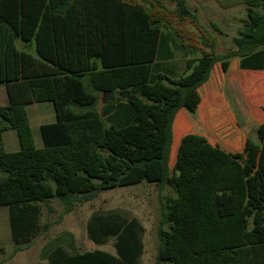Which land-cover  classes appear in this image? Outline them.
Here are the masks:
<instances>
[{"label":"trees","instance_id":"1","mask_svg":"<svg viewBox=\"0 0 264 264\" xmlns=\"http://www.w3.org/2000/svg\"><path fill=\"white\" fill-rule=\"evenodd\" d=\"M144 1L0 0V85L9 94L0 106V208H8L14 244L40 233L42 203L57 198L69 213L102 191L146 181L172 192L163 198L157 264H264V197H252L256 180L264 183V123L261 144L232 127L213 144L186 132L195 124L185 117L202 115L203 90L222 94L214 82L264 71V13L248 7L235 49L217 53L187 0H171V10L167 0ZM238 1L264 8V0ZM161 24L176 25L172 33ZM178 51L188 57L179 76L167 62ZM108 92L117 96L99 108ZM43 102L55 121L40 127L38 147L28 105ZM8 130L17 151L5 147ZM242 198L250 230L237 214ZM144 231L135 218L93 214L88 236L97 245L114 237L115 253L59 245L47 264H139Z\"/></svg>","mask_w":264,"mask_h":264},{"label":"rangeland","instance_id":"2","mask_svg":"<svg viewBox=\"0 0 264 264\" xmlns=\"http://www.w3.org/2000/svg\"><path fill=\"white\" fill-rule=\"evenodd\" d=\"M188 6L198 16L199 22L203 25L216 41V52L225 53L233 48L235 44L233 37L237 36L243 29L244 22L248 20L247 8L253 7L259 13H264L262 6H249L238 0H187ZM146 7L149 4L140 0ZM166 7L174 9L175 4L167 0ZM165 31L173 33L176 24H161ZM193 29V27H191ZM190 52V53H189ZM190 58H198V51H189ZM177 75H181L185 68V56L182 51L176 52ZM238 64V59L233 60ZM238 70L236 75L226 76L215 86H221L222 94L213 98L212 93L203 90V103L200 106L198 117L196 114L188 113L186 118L195 124L186 132L201 133L211 143L217 144L222 138H229L231 132H225L229 127L234 128L237 134L245 139L249 137L253 142L261 144L258 135V122L248 116L247 103L245 102V81ZM244 73H242L243 75ZM247 73H245V76ZM251 76V75H249ZM248 76V77H249ZM247 77V78H248ZM214 86V87H215ZM213 85L209 88L212 90ZM4 86L0 85V91ZM3 102H0V104ZM103 105L101 96L98 107ZM51 108V113L43 117L35 115V110ZM29 117L32 123L36 145L42 146V139L38 124L40 121L48 123L54 119V109L51 103H36L28 107ZM211 114V115H210ZM198 118V125L196 120ZM247 130L248 132H246ZM185 132V133H186ZM220 133H223L220 135ZM219 134V135H218ZM6 149L12 151L17 142V133L14 130L5 133ZM226 148V147H225ZM229 150V148H226ZM174 156L170 160V168L173 169ZM252 182V181H251ZM249 189H250V181ZM253 195L264 197V183L262 179L256 180L253 187ZM172 195L170 188L163 191L155 184L144 182L142 184L118 187L102 191L96 198L84 204H78L75 209L66 213V206L57 198L51 199L48 203H42L43 214L41 219V231L31 242L15 245L12 237L9 211L7 207L0 208V264H47V251L56 246H63L69 253H82L94 249H103L115 253V238H109L107 244H95L87 232V222L93 214L118 213L126 218L137 219L145 231L142 239L144 252L139 264H157V253L160 244L159 227L163 218V198ZM245 200L237 202V214L246 221L245 230H250V218L245 213ZM220 231L219 225L215 226V232Z\"/></svg>","mask_w":264,"mask_h":264},{"label":"crops","instance_id":"3","mask_svg":"<svg viewBox=\"0 0 264 264\" xmlns=\"http://www.w3.org/2000/svg\"><path fill=\"white\" fill-rule=\"evenodd\" d=\"M187 3H188V1H187ZM17 44H18V47L20 49H25L28 52L35 54V50L32 46L28 45V48H26V46L24 45V43L22 41H18ZM170 47L172 48V50H174L172 43H170ZM233 49H235V48H233ZM176 58H177V54L175 53V56L173 58L169 59L167 62H169L171 64V66L177 67ZM187 59H188V57H185V62ZM240 72H241V74H240L241 77H244V81H245V92H244L245 93V102L247 103V107H248V110L246 111V113L248 114L249 117L254 119V121L258 122V126H260L261 124L264 123V106H263L264 105V71H249V70H241L240 69ZM242 73H244V74L242 75ZM245 73H247L246 74L247 77L249 75H251V76H249L247 78L245 76ZM3 86H4V90L0 91V102H3V103H1L0 106L7 105L9 103V94H8L7 87L5 85H3ZM105 96H106V93L104 95H102L103 103L105 102V100H104ZM116 96H117V94L115 93V97ZM43 103H48V102H43ZM49 103H51V102H49ZM34 104H36V103H32L31 105H34ZM31 105H28V107ZM52 107L54 109L53 104H52ZM50 109L49 108L37 109V110H35V115L38 117H41V116L43 117L45 114L51 113ZM28 115H29V112H28ZM29 120H30V117H29ZM54 121H55V109H54V119H53V121H50L48 123H51ZM30 124L32 127L31 120H30ZM43 124H46V123L43 121H40V123L38 124L39 131H40V127ZM32 130H33V127H32ZM8 131H10V130H8ZM5 133H4V142H5V146H6ZM14 148L15 149H13L12 151H17L20 148L18 137H17L16 144H14Z\"/></svg>","mask_w":264,"mask_h":264},{"label":"water","instance_id":"4","mask_svg":"<svg viewBox=\"0 0 264 264\" xmlns=\"http://www.w3.org/2000/svg\"><path fill=\"white\" fill-rule=\"evenodd\" d=\"M128 95H129V92L128 91L120 94V96L122 98H127ZM114 99H115V93L114 92H108V93H106V96L104 98L105 102L113 101ZM110 125L111 124H108V126H110ZM245 131L248 132L247 130H245Z\"/></svg>","mask_w":264,"mask_h":264}]
</instances>
